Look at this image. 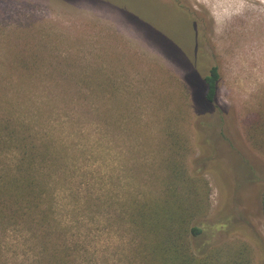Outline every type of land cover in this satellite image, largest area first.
Returning a JSON list of instances; mask_svg holds the SVG:
<instances>
[{
    "label": "rangeland",
    "instance_id": "obj_1",
    "mask_svg": "<svg viewBox=\"0 0 264 264\" xmlns=\"http://www.w3.org/2000/svg\"><path fill=\"white\" fill-rule=\"evenodd\" d=\"M21 52L42 60L18 63ZM54 66L62 77L43 74ZM212 66L216 100L196 112L187 75L204 77ZM18 70L42 73L18 79ZM87 75L109 93L93 91L81 81ZM0 76L6 100L21 92L17 115L59 142L51 186L78 263H125L128 234L111 210L130 190L160 196L166 165L177 160L189 174L205 170L189 195L203 200L197 210L215 262L264 264L263 1L0 0ZM232 150L247 168L228 181L214 158ZM29 233L0 228V264L33 263L39 250Z\"/></svg>",
    "mask_w": 264,
    "mask_h": 264
},
{
    "label": "trees",
    "instance_id": "obj_2",
    "mask_svg": "<svg viewBox=\"0 0 264 264\" xmlns=\"http://www.w3.org/2000/svg\"><path fill=\"white\" fill-rule=\"evenodd\" d=\"M16 57V62L29 61L32 65L42 60L38 55L30 59L23 52L17 53ZM67 65L68 68L72 66L70 63ZM41 73L18 70L17 78L33 79L30 77L35 76L39 79ZM62 73L61 67L54 66L52 72L43 74L62 77ZM190 73L192 77L187 75V82L195 89L196 112L211 110L220 79L217 66H212L204 77H200L195 71ZM92 80L90 75L81 78L85 84L96 87L93 91L109 93V88L103 85L106 83H92ZM2 81L3 77L0 76V228L23 226L30 232L39 250L32 264H82L78 263L76 246L66 241V229L56 217L51 181L61 172L63 154L58 147L59 142L55 140V135L38 130L34 118L26 119L17 115L19 107L15 104L19 102L15 98L21 92L16 89L15 95L10 97L15 103L6 100L7 92ZM63 89L68 93L67 88ZM82 90L84 89H78L79 92ZM101 119L104 123L107 122L105 114ZM167 135L170 143L176 146L177 154L181 149L177 135L172 132ZM234 153L233 150L227 151V157L219 160L214 158V167L228 181L237 172L247 168ZM172 162L166 165V176L162 187L159 186L160 196L154 195L153 190L144 189L141 192L140 188L134 189L137 193L130 190L127 192L130 197H125L127 200L121 198L120 210L114 207L115 210L110 212V219L115 223L119 221L125 227L124 233L128 234L124 243L127 249L123 254L125 263H122L224 264L222 261L216 263L209 252L207 232L197 210L204 206L203 200L189 195L195 189V180L202 177L205 170L194 165L189 174L177 160ZM201 183L202 181L199 185ZM261 207L264 218V191ZM225 264H236V261L229 257Z\"/></svg>",
    "mask_w": 264,
    "mask_h": 264
},
{
    "label": "bare ground",
    "instance_id": "obj_3",
    "mask_svg": "<svg viewBox=\"0 0 264 264\" xmlns=\"http://www.w3.org/2000/svg\"><path fill=\"white\" fill-rule=\"evenodd\" d=\"M218 1V0H217ZM261 1H263L264 2V0H261Z\"/></svg>",
    "mask_w": 264,
    "mask_h": 264
}]
</instances>
